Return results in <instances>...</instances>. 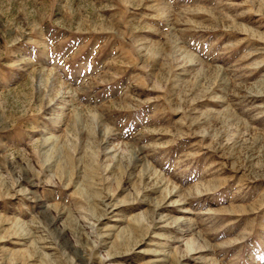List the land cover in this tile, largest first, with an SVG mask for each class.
I'll list each match as a JSON object with an SVG mask.
<instances>
[{"label":"rangeland","instance_id":"obj_1","mask_svg":"<svg viewBox=\"0 0 264 264\" xmlns=\"http://www.w3.org/2000/svg\"><path fill=\"white\" fill-rule=\"evenodd\" d=\"M0 264H264V0H0Z\"/></svg>","mask_w":264,"mask_h":264}]
</instances>
